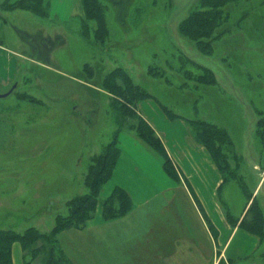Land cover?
Here are the masks:
<instances>
[{
	"label": "rangeland",
	"instance_id": "1",
	"mask_svg": "<svg viewBox=\"0 0 264 264\" xmlns=\"http://www.w3.org/2000/svg\"><path fill=\"white\" fill-rule=\"evenodd\" d=\"M14 1L0 0V41L35 62L28 61L18 82L0 93L15 87L8 97L0 98V232L22 234L34 227L49 233L56 217L67 212L68 201L87 192L85 178L93 158L120 132H136V123L144 120L136 110L142 99L132 113L121 108L124 102L108 77L119 67L146 92L178 110L191 114L196 109L223 126L232 140L226 145L233 151L232 166L237 172L238 167L248 172L246 182L252 194L258 183L252 163L264 169V142L257 128L264 116V0H239L228 6L225 28L230 31L216 41L210 55L202 54L179 31L199 0H92L103 11L102 23L88 14V0H49L50 20L46 13H34L30 26L36 31L23 44L13 35L14 25L24 24L13 12L18 9L3 7ZM43 24L49 32L60 28L64 32L59 31L63 34L57 40L48 39V34L41 37L37 31ZM98 25L103 34L96 33ZM182 52L191 59L186 60ZM85 63L92 70L83 74ZM194 63L211 68L219 84L230 91L215 85L195 89L192 82L187 86L183 76L191 77V72L199 70ZM158 67L170 73L176 85L162 82L154 71ZM196 93H201L198 101ZM224 183L234 204L230 208H238L247 200L246 194L237 180L224 178ZM263 195L264 190L258 201ZM99 197L104 200L100 193ZM39 246L38 252H27L22 263L17 258L16 264H49L50 256L53 264H72L58 241L52 250L43 241ZM5 261L10 264V257ZM258 262L264 264L262 254Z\"/></svg>",
	"mask_w": 264,
	"mask_h": 264
},
{
	"label": "crops",
	"instance_id": "2",
	"mask_svg": "<svg viewBox=\"0 0 264 264\" xmlns=\"http://www.w3.org/2000/svg\"><path fill=\"white\" fill-rule=\"evenodd\" d=\"M13 12L24 21L13 27L14 37L23 44L36 31L30 26L35 15L24 9ZM61 30L49 32L43 24L37 35L57 40ZM28 61L35 62L0 41V93L18 82ZM136 110L161 139L175 175L166 172L163 154L136 132H120L119 157L100 195L106 199L121 188L130 195L132 210L124 217L105 220L100 205L85 229L63 231L57 239L66 258L72 264H259L264 235L248 231L242 222L255 199L264 216V195L258 201L264 190V169L252 163L258 177L252 200L230 208L234 204L226 195L223 173L190 124L170 118L152 98L140 100ZM256 158L260 161V156ZM17 258L22 263L23 251L14 244L13 264Z\"/></svg>",
	"mask_w": 264,
	"mask_h": 264
},
{
	"label": "trees",
	"instance_id": "3",
	"mask_svg": "<svg viewBox=\"0 0 264 264\" xmlns=\"http://www.w3.org/2000/svg\"><path fill=\"white\" fill-rule=\"evenodd\" d=\"M238 1L239 0H199L198 4L191 9L189 15L180 24V33L185 38L193 41L201 53H208L206 55H210L211 50H213L216 45V41H218L226 32L230 31V27L225 28L230 17L228 6ZM6 2L3 3V7L7 6L12 9H24L38 15L45 13L48 15L49 0H15V3L12 5H7ZM83 3L85 4V1ZM87 3L89 5L87 11L88 14H93L102 23L103 11L100 9V5L96 4L95 6V2L92 0H88ZM100 25H98V31L96 30L97 34H103L102 26L104 27V25ZM84 31L85 25L83 24L81 36L85 39L86 32ZM182 54L186 60L190 58L185 55V53L182 52ZM168 60L169 59H167V61ZM190 62H192V60H190ZM194 64L195 66L198 65L199 70L195 72L188 71L189 73H192L191 77L183 76L187 86L191 87L193 84L195 89H202L205 85H215L223 89L225 93L230 91L228 87L224 88L219 84L216 74L211 68L199 63ZM165 65L166 67L168 66L167 62H165ZM159 68L160 67L154 69V71L158 74L160 80L162 79L161 81L165 84L176 85L170 73L165 74L161 71L162 69L160 68L161 70H159ZM90 70H92L90 64L85 63L83 65V74L85 71L89 72ZM108 77L111 81L110 83L113 85L112 90H116V94L119 98L121 97L124 102L121 104V108H123L125 112L128 111V113H132V107L135 108L136 101L153 98L160 103L170 118L186 120L190 124L198 141L211 152L214 160L222 171L225 180H237L238 185L246 194L248 202L252 200L253 196L249 193V187L246 182L248 172L239 169V167L237 172V168L232 166V162H234L232 161L233 151L226 147V145L230 146L232 144V140L231 136H229L223 126L209 117L197 114L196 109H194L195 112L191 114L184 110H178L179 107L173 103L165 102L160 96L146 92L145 88L134 83L133 78L126 69L120 67L116 68ZM118 81H122L124 85L118 84ZM108 89H110V87ZM112 90L110 92H112ZM198 93H196L195 96L193 95L194 100L196 101L200 99L201 93ZM257 128L258 131L260 130L262 133L264 142L263 115L260 116L257 122ZM136 134L144 139L152 148L163 154L165 159L164 168L169 175L174 176L175 173L170 158L165 152L162 141L156 135L151 126L144 120H139V122L136 123ZM116 139V141L110 142L98 156L93 158L88 174L85 178L87 192L68 201L67 212L56 217L55 226L49 233H42L34 227L29 228L22 234L15 231L0 232V251L2 254L0 260L2 261V264H8L7 261H5V257H10V264H13V260L11 262L12 247L17 242L22 246L24 259L27 257V252L31 251L33 255L40 250L41 246L38 247L40 241H43L46 246L51 248V250L54 249L58 241L57 238L63 231L67 229H85L87 222L94 217L97 207L100 205L102 206L103 217L105 220L124 217L132 210L133 204L131 197L121 188H116L112 195L104 200H101L99 197L102 187L111 179L119 157L120 151L118 148V137H116ZM238 156L241 157L240 154ZM239 163L240 162H238V165ZM242 226L248 231L255 234L257 233L263 238L264 216L256 199L250 205L247 215L242 222ZM54 262V257L50 256L48 263L53 264ZM25 264H30V262L25 261ZM57 264H60V261Z\"/></svg>",
	"mask_w": 264,
	"mask_h": 264
},
{
	"label": "water",
	"instance_id": "4",
	"mask_svg": "<svg viewBox=\"0 0 264 264\" xmlns=\"http://www.w3.org/2000/svg\"><path fill=\"white\" fill-rule=\"evenodd\" d=\"M14 88H15V87H14ZM14 88H13V89H14ZM13 89H12L11 91H9L8 93H6V94H1V95H0V98H6V97H8V96L12 93Z\"/></svg>",
	"mask_w": 264,
	"mask_h": 264
}]
</instances>
